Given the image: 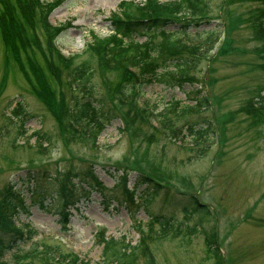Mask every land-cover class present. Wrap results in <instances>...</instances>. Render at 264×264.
I'll use <instances>...</instances> for the list:
<instances>
[{"label":"rangeland","instance_id":"rangeland-1","mask_svg":"<svg viewBox=\"0 0 264 264\" xmlns=\"http://www.w3.org/2000/svg\"><path fill=\"white\" fill-rule=\"evenodd\" d=\"M121 1L63 0L53 8L50 22L63 24L55 38L62 53L80 54L77 60L85 57L82 51L91 35L102 37L111 32L106 17ZM194 13L209 18L186 26L168 25L165 33L203 47L204 57L194 59L195 64L185 72L195 81L178 86L169 76L167 82L154 80L140 87L138 100L153 113L172 100L179 101V107L192 105L188 95L204 94L208 104L202 103L197 112L177 115L170 129L158 122H138L122 132L119 118L112 116L94 145L69 139L55 115L30 90L25 75L13 62L4 60L0 40V194L10 184L22 195L25 210L10 224L33 231L30 240L6 249L0 264H17L14 253L34 249L38 252L19 262L39 264L36 262L46 251V256L54 255L59 261L63 257L61 264H72L66 253L86 259L88 264H104L107 258L103 259L100 233L135 247L130 260L121 261L126 264H215L204 240L212 227L223 264H264V119L254 124L238 111L257 86L264 84V70L259 66L264 61V37L254 32V23L264 18V0H206ZM210 32L213 40L206 49L211 41L202 40ZM156 33L155 38L161 39V33ZM136 38L142 41L145 34ZM167 69L175 68L169 65ZM95 81H91L95 95H105L101 83ZM17 103L27 117L11 111ZM175 110L171 117L177 114V106ZM203 128L198 136L195 131ZM36 131L50 139H40L44 149L37 146ZM90 163L104 189L90 192L74 178L76 186L68 193L76 202L67 206L69 223L62 228L58 221L61 196L55 192V181L44 177L58 171H86ZM117 166L124 168L123 175L128 174V185L136 184L140 173L159 179L163 187L149 196L146 205L141 204L142 198L128 203L116 187L123 170ZM138 185L139 191L150 193L145 184ZM177 189L196 194L207 204L209 215L184 213L187 198ZM153 214L171 220V228L160 236L161 229L154 224L150 236L138 243L137 223L146 231L145 221ZM192 225H198L197 229L192 230ZM8 240L9 236L3 239L4 245Z\"/></svg>","mask_w":264,"mask_h":264},{"label":"trees","instance_id":"trees-1","mask_svg":"<svg viewBox=\"0 0 264 264\" xmlns=\"http://www.w3.org/2000/svg\"><path fill=\"white\" fill-rule=\"evenodd\" d=\"M62 1L0 0V40L4 60L13 62L25 75L29 81L27 83L30 90L35 93L41 104L55 115L56 121L66 130L69 139L83 145L91 143V140L103 129L104 123L112 116H118L126 130L130 125L138 122L148 125L147 117L152 113H149L147 109L139 110L134 103L137 99V89L154 80L167 82V76L171 80L174 79L178 85L194 79L185 72L188 71V66L195 64V58L189 61L190 58L186 54L201 55L200 46L171 38L165 33V28L179 20L177 16L194 13L200 6L204 7L206 0L121 1L119 11L122 17L111 12L108 16L111 32L102 37L94 36V43L82 51L86 56L79 60L77 58L80 54L63 57L54 49V41L62 30V25H51L47 15ZM263 26L262 21L259 24L254 23L255 36L264 37ZM157 31L162 36L158 40L155 38ZM144 33L147 37L138 41L136 36ZM212 36L213 32H210L202 40L203 43L211 41L206 49L211 48ZM223 44L226 46V43ZM261 50H264V45L261 46ZM169 65H172L177 72L169 71L167 69ZM157 70L161 71L157 73ZM92 80H96L98 84L101 83L105 95L100 97L95 95ZM191 89L199 92L194 87ZM202 102L204 97L200 96L197 105ZM17 104L13 112L21 116V106ZM178 104L179 101L172 100L162 107L161 111L156 112L154 117L163 125L172 127L177 115L180 116L192 108L191 105L180 104L179 107ZM176 106L177 114L171 117L170 113H176ZM245 115H248L254 124L262 122L253 112H245ZM62 119L63 121H60ZM191 129L192 125L189 127L190 131ZM201 131L202 129L195 133L200 136ZM37 135L39 138H46L44 133H37ZM38 148L41 149V146L39 145ZM29 177L35 180L39 178L38 176ZM44 178L52 179L50 175ZM74 178L87 186L90 192L95 190L102 193L104 189L91 166H88L86 171L66 174L61 181H58L59 183L57 182L55 190L61 196L58 213L62 223L68 221L66 208L68 204L73 203L71 199L73 194H69L68 190L76 186ZM137 178V182L145 184L144 188L150 192L140 191L146 202L149 196L159 193V186L148 176L139 174ZM117 185L119 191L131 200L135 192L133 188L129 190L119 182ZM186 201L184 213H197L200 216L208 214L207 208L200 205L194 196L187 197ZM21 210H25L23 197L12 185L4 186L0 194L1 254L22 241L23 233L20 229H6L7 226H12L14 216ZM185 218L188 219L187 216ZM150 226L151 222L148 227ZM196 229V225H192V230ZM27 233L29 236L30 231ZM7 236L9 240L4 245L3 239ZM98 241L102 244L103 259L107 258L103 261L104 264L107 261L108 264H126L121 261L130 260L131 250L135 248L127 243L108 238L102 233L99 234ZM140 241L143 242V238H140ZM205 245L215 257V264H219L220 257L216 247L215 232L212 229L205 233ZM36 251L34 249L22 254L14 253L13 257L17 264H25L19 260L28 258ZM43 252L46 255V251ZM46 258L41 256L40 261L36 263L49 264ZM79 264L88 263L79 261Z\"/></svg>","mask_w":264,"mask_h":264}]
</instances>
